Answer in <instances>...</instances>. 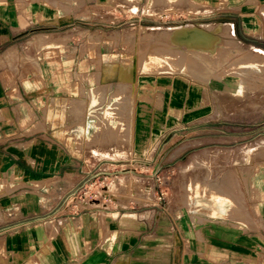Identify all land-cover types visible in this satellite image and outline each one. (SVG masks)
Segmentation results:
<instances>
[{"label": "crops", "instance_id": "crops-1", "mask_svg": "<svg viewBox=\"0 0 264 264\" xmlns=\"http://www.w3.org/2000/svg\"><path fill=\"white\" fill-rule=\"evenodd\" d=\"M20 1L27 9L20 10ZM72 1L69 4L61 0L0 1V28L7 29L6 41L11 42L8 52L0 54V257L4 258L0 264H264V180L260 187V212H250L226 223H222L223 213L218 212L203 211L197 218L190 212L174 213L175 207L170 201L169 207L162 210L153 198L154 192H149L153 202L144 203L140 198L141 204H135L133 210H126L124 204L129 202L102 208L100 202H91L81 210L71 207V195L79 179V156H91L83 152L85 145L95 141L129 140V155L158 158L168 146L167 143L164 149L159 148L161 143L174 141L173 136L167 139V135L186 123H174L158 116L127 118L117 114L116 108L130 99L128 91L132 89L124 79L123 67L117 63L115 52L107 54L100 48L93 53L91 46L83 47L93 40L95 30L109 25L102 23L97 27L93 21L85 20L56 29L60 26L54 25L60 24L51 20L54 11L70 12ZM75 1L84 5L95 2L89 7L94 10V5L109 4L111 0ZM127 1L136 3L138 8L143 0ZM152 1L148 0L146 7L149 12L174 9L170 0H166L167 7L161 11L154 9L157 0L150 5ZM116 2L122 4L121 0ZM179 2H188L184 7L187 9L176 11L198 17L181 23L229 21L216 19L219 18L216 15H230L236 37L239 34L264 48V42L253 38L261 37L259 14H264V0ZM201 7L211 9L202 11ZM26 11L34 12L37 17H43V13L51 17L43 21L47 26L37 33L55 39L31 54L32 36L25 37L23 32L29 23L23 22L20 16ZM207 14L214 18L199 19ZM156 17L149 18V25H174L160 21L161 16ZM78 26L81 30L73 31L66 39L50 38L51 32ZM29 39L31 44L27 43ZM101 99L116 103L114 119L108 116V106L105 109L97 106ZM216 124L224 125L222 120ZM126 129H129V139ZM219 135L221 140L231 141L222 138V133ZM232 148L223 144L215 147V156L220 155L219 163ZM106 150L123 151L115 147ZM95 151L97 158L108 156L99 148ZM198 158L205 161L207 157ZM205 166L221 171L219 164L217 168ZM211 188L206 183L195 189ZM209 198L205 196L206 203L213 207L223 204L222 199L211 203ZM173 199L184 204L178 197Z\"/></svg>", "mask_w": 264, "mask_h": 264}, {"label": "rangeland", "instance_id": "rangeland-1", "mask_svg": "<svg viewBox=\"0 0 264 264\" xmlns=\"http://www.w3.org/2000/svg\"><path fill=\"white\" fill-rule=\"evenodd\" d=\"M61 1L69 4L71 0ZM155 1L153 0L150 5H153ZM177 2L178 0H170L174 9L169 8L167 12L153 13V10L149 12L146 8L148 7V0L139 3L138 8L136 3L126 1L125 5H122L116 0H111L109 4L94 5L92 7L94 10L89 7L95 2H88V5L79 3L83 5L80 6L73 0L72 10L68 13L54 11L51 15L54 19L44 16V13L43 17L41 15L37 17L34 12L28 13L27 11L20 14L23 22L29 23L27 27H24L23 32L26 33L25 37L32 36L30 54L39 51L45 43L55 41V39H48L43 35H38L41 33H37L43 31L44 27L47 26L43 23V21L48 20L46 18L60 24L54 25L55 27L60 26L56 29H65L78 24V21L85 20L93 21L97 27H101L102 23L109 25L103 30H95V34L92 35L93 42L90 41L83 47L91 46L93 53H97L100 48H103L107 54L108 52H115L117 63L123 67L126 76L124 79L132 86V89L128 91L130 99H127L124 105L116 108L117 114H123L127 118L141 115L145 117L158 116L168 118L174 123L186 122L176 126L171 134L167 133V139L173 136L174 141L170 144L167 141L161 143L159 148L164 149L167 143L168 146L158 158L155 155L152 157L147 155L145 158H135L129 155L131 154L129 140H127L128 142L112 140L101 143L95 141L89 144V146L101 145V147L97 145L94 150H98L99 147L108 156L97 158L98 153L94 150V153L92 151L90 154L83 151L92 157L79 156V179L76 191L71 195V207L73 209H85L86 203L91 202H100V208L104 205L117 206L119 204L115 198L126 196L133 198L128 201L129 203L124 204L127 206L126 210H133L135 204L153 202V198H156L160 204V209L165 210L166 207H169L170 201V204H174V213L190 212L195 218L203 211L206 213H223L222 223L229 222L227 221L229 219L245 217L250 212H260L262 193L260 187L264 180V155L261 157L255 152L258 147H262L264 150V95H261L262 102L257 109H245L230 113L228 111L222 112L220 109L226 105L227 97L219 92L229 87L228 90L232 93L247 90L248 94L251 95L260 89H264V57L261 59L263 61L260 62H251L248 59V55L254 52V48L261 49L262 47L256 43H250L238 32L239 40L248 45L252 44L253 46L250 45L251 49H242L235 38L221 36L222 40L218 41L219 27L202 28L201 30H199L200 27H189L187 33L152 31L151 29H158L159 27L171 29L186 24L200 25L197 22L181 23L198 17L193 13L176 11L187 9L184 7H187L188 4V2ZM23 4L21 1L18 3L21 11L27 9V6ZM160 4L165 6L156 9L165 10L167 7L166 0ZM156 5L157 2L154 7ZM189 9L196 10L195 8ZM156 16H161L160 21L170 22L174 25H149V18L157 19ZM216 16L219 17L216 19L229 21L201 23L224 22L234 26L230 15L218 14ZM259 17L262 27L261 37L253 38L264 42V14L260 13ZM209 18H214V15L207 14L199 17L200 20ZM65 20L69 21L59 23L65 22ZM68 23L73 24L69 25ZM75 30H81V27L51 32L50 38L66 39L68 34ZM257 34H260L258 28ZM8 36L7 29L0 28V54L8 52L7 48L11 44V42L6 41ZM28 42L31 44V39ZM14 52L11 51V53ZM149 92L153 93L150 94ZM150 99L152 103L149 101ZM234 100L236 104H241L238 99L235 98ZM87 105V101L84 102L83 118ZM100 105L104 106L103 109L108 106L106 109L108 116H112L111 118L114 119L116 114L113 111V106L116 103L101 99L97 106ZM195 118L199 120L193 121L192 119ZM220 120H222L223 126L216 124ZM188 121L190 123H187ZM220 133L223 134L222 138L231 139V143L221 140ZM126 135L129 139V129H126ZM220 144L233 147L227 155L224 153L221 157V163H219L220 155L215 156L216 150H214ZM109 147L120 148L123 151H116L117 154L107 151L106 148ZM225 149L222 148V150ZM202 155L207 157L205 161L203 158H198ZM191 157L193 159H190ZM189 159L191 162L196 159L201 164L216 166V168L219 164L221 170H224L223 172H231L229 174L230 179H227L215 190L195 189L202 183H209L205 180V183L183 185L177 192L172 185L174 182H179L181 172L190 167ZM186 163V167L182 168ZM229 165L232 167H228ZM233 165H235L237 172ZM119 178H127L131 184H133L132 179H136L138 185H142L143 191L141 193L134 192L132 186L126 191L111 189V183ZM230 186L233 188L227 189ZM149 192H154L153 198H149ZM210 193L218 194L212 198L209 196ZM205 196L206 199L210 197L211 203L215 201L218 203V199H222L223 204L213 207L206 203ZM175 197L180 198L184 204H179L178 200L173 199ZM138 198H142V201L139 202ZM195 222L198 221L195 220ZM0 260H4V258L0 257Z\"/></svg>", "mask_w": 264, "mask_h": 264}, {"label": "bare ground", "instance_id": "bare-ground-1", "mask_svg": "<svg viewBox=\"0 0 264 264\" xmlns=\"http://www.w3.org/2000/svg\"><path fill=\"white\" fill-rule=\"evenodd\" d=\"M126 1L127 0H121V3L122 4H125ZM162 1H165V0H157V5H156V7H154V9H156V8H163L165 5H163V4L161 5L160 4ZM210 9L211 8H200V10H202V11H208ZM189 27H192V28L200 27V29L197 28L199 30H201L202 28H204V29L205 28H207V29H213L215 27H219V32L217 33V40L218 41L219 40H222L221 39V36H224L226 38H235L238 41V43H239V45H240V47L242 49H251V46L250 45L242 42L241 40H239L236 37V35L234 33L233 26H232L231 23H224L223 22V23H212V24L209 23V24H200V25L187 24V25H182V26H179V27H173L171 29L164 28V27H159L158 29H155L154 28L155 30L154 29H151V30L152 31H160V32H175V33L176 32H180V33H184L185 32V33H187V32H189ZM192 28H191V31L193 30ZM194 30H196V29H194ZM199 30H197V31H199ZM206 34H205V36H206ZM213 35L215 36V34H213ZM208 38H209V36H208ZM233 42H235V41H233ZM253 51L254 52H251L248 55V59L251 62L252 61H255V62H257V61H259V62L260 61H263L261 59L264 57V50L254 48ZM228 89H230V88L228 87L227 89H223L222 91L219 92L222 95H224V96L227 97V100L225 102L226 105L220 107V109L222 110V112L228 111L230 113H233V112L243 111L245 109H257L260 106L261 102H262L261 95H264V89H260V90L254 92L251 95L248 94L247 90L245 92L232 93ZM235 98L238 99L239 101H241V104H236L234 102L235 101L234 100ZM97 145L99 146V144H97ZM97 145H91V146L86 145V146L83 147V151H85V152H87V153L90 154L94 150V148H97ZM99 147H101V145ZM257 149L258 150L255 152V154L262 157L264 155L263 148L262 147H258ZM223 171L224 170L215 171V170H213L211 168L206 167L205 164H201L199 162V160L194 159L191 162L190 167L188 169L183 170L181 172L179 182H174V184L172 186L178 192L179 189H180V187L182 188L183 185H186L187 186L188 183H202V182L205 183V180H206L210 184H212L211 185V187H212L211 189H214L215 190V189H218L219 188V185L225 183L227 181V179H230L229 174L231 172L230 171L223 172ZM132 182H133V184H131L130 180L127 179V178H119V179H117V180H115V181H113L111 183L110 188L111 189H114V190H119L120 189V190H123V191L125 190L126 191V190L130 189L131 186H132L133 189H134V192L138 191V192L141 193L143 191L142 185H138V181L136 179H132ZM122 187H124V188H122ZM188 194H190V193H188ZM217 194L216 193L215 194L214 193H212V194L210 193L209 196H212V198H213L214 196H217ZM115 199L118 202V204H121V203H124V202H128L130 199H133V198L126 197V196H124V197L117 196ZM176 202H178V201H176Z\"/></svg>", "mask_w": 264, "mask_h": 264}]
</instances>
